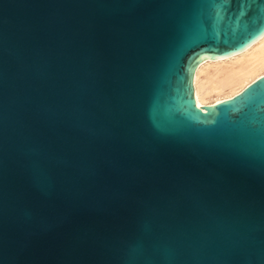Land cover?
Masks as SVG:
<instances>
[{
  "label": "water",
  "instance_id": "obj_1",
  "mask_svg": "<svg viewBox=\"0 0 264 264\" xmlns=\"http://www.w3.org/2000/svg\"><path fill=\"white\" fill-rule=\"evenodd\" d=\"M264 0H0V264H264V74L197 105Z\"/></svg>",
  "mask_w": 264,
  "mask_h": 264
},
{
  "label": "bare ground",
  "instance_id": "obj_2",
  "mask_svg": "<svg viewBox=\"0 0 264 264\" xmlns=\"http://www.w3.org/2000/svg\"><path fill=\"white\" fill-rule=\"evenodd\" d=\"M264 74V35L230 56L203 60L193 75L197 105L214 104L240 92Z\"/></svg>",
  "mask_w": 264,
  "mask_h": 264
}]
</instances>
